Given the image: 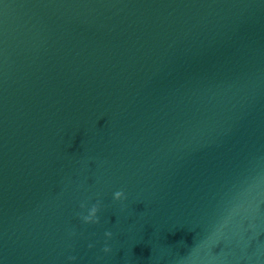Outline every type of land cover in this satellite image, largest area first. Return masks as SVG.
<instances>
[{
  "label": "water",
  "instance_id": "95a60500",
  "mask_svg": "<svg viewBox=\"0 0 264 264\" xmlns=\"http://www.w3.org/2000/svg\"><path fill=\"white\" fill-rule=\"evenodd\" d=\"M208 0H0V137Z\"/></svg>",
  "mask_w": 264,
  "mask_h": 264
},
{
  "label": "clouds",
  "instance_id": "9594fccd",
  "mask_svg": "<svg viewBox=\"0 0 264 264\" xmlns=\"http://www.w3.org/2000/svg\"><path fill=\"white\" fill-rule=\"evenodd\" d=\"M114 200L116 201H124L127 199L124 190H119L116 191L114 193ZM100 202L97 201L95 204H93L87 211V215H83V214H78L80 216V219L85 223V224H94V223H99V216L97 215V213L100 211ZM81 208H85L86 204L82 203L80 205ZM74 234V233H73ZM113 236V233L111 231H107L105 232V237H107L108 239H111ZM89 248H92L93 245L89 244L88 245ZM103 251L105 253H109L112 251V249L107 245V243L105 244ZM76 257L74 256H70L69 260H75Z\"/></svg>",
  "mask_w": 264,
  "mask_h": 264
}]
</instances>
